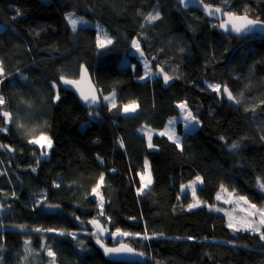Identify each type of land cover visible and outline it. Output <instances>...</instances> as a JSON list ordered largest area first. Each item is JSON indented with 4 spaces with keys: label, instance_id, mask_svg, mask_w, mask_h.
I'll return each instance as SVG.
<instances>
[{
    "label": "trees",
    "instance_id": "16d2710c",
    "mask_svg": "<svg viewBox=\"0 0 264 264\" xmlns=\"http://www.w3.org/2000/svg\"><path fill=\"white\" fill-rule=\"evenodd\" d=\"M208 4L264 21V0ZM69 13L93 27L73 30ZM156 13L159 19L148 22ZM134 39L159 76L141 80L145 69L133 53ZM81 66L100 94L96 108L82 106L61 84V76L78 80ZM0 67V113L11 117L0 114L7 129L0 131V145L7 146L0 147V237L6 240L0 264H51L48 248L55 264H131L103 257L92 220L109 233H130L118 244L140 252L138 264H264L258 234L233 232L224 215L206 207L189 210L190 196L181 195L199 176L197 197L208 204L223 185L264 206L257 185L258 178L264 182V37L224 34L175 0H0ZM164 75L171 77L167 84ZM210 84H219L221 94ZM225 86L240 103L223 99ZM111 93L114 106L101 100ZM133 102L137 112L124 116ZM180 103L199 127L181 147L155 135L150 149L140 129L163 130L180 115ZM16 124L51 139L47 159L16 135ZM177 133H184L181 124ZM145 161L152 184L138 194ZM98 183L102 209L92 192ZM145 233L150 238H141ZM104 245L114 246L110 238Z\"/></svg>",
    "mask_w": 264,
    "mask_h": 264
},
{
    "label": "snow or ice",
    "instance_id": "6c2138e0",
    "mask_svg": "<svg viewBox=\"0 0 264 264\" xmlns=\"http://www.w3.org/2000/svg\"><path fill=\"white\" fill-rule=\"evenodd\" d=\"M184 2H185V0H181V3H184ZM204 11H205V13L207 15H215V14L221 13L222 10L219 7L215 8V9H212L210 7V5L205 0V2H204ZM245 11L247 13V9ZM223 15L225 17H227V20L222 22L219 25V27H221L225 31H229V29L226 27L227 24H231V29L230 30L232 32L237 33V34H242V33L246 32V31H251V30H253L254 28H256L258 26L259 27H264V21H260L258 19H256V20L249 19L247 14H245L244 16H238L235 13H232L230 10H225V11H223ZM66 19L69 20V23L72 24L73 30H75L77 21L71 17V14L69 15V17H66ZM146 19L148 20V22H152V21H154L156 19H159V13H156V15L149 14V16L146 17ZM142 27H143V25H142ZM97 39H98V47H103L104 43L102 41H100L99 37ZM105 39H106L108 44L112 43L110 38L105 37ZM131 44H132V47L135 48V50L138 53H140L141 56L144 55V53L141 51L140 43L137 40H135V39L132 40ZM85 73H86V70L84 69L83 66H81V77L82 78L84 77ZM2 75H3V69H2V67H0V76H2ZM141 79H144V77H141ZM169 79H171V77H169L168 75H164L165 84L168 83ZM61 80L63 81V83L65 85H78L79 84V81L68 80V79H65L63 76H61ZM209 87H211L212 90L217 92L218 94H221V92H220L221 86L219 84H210ZM77 91H80L81 99L84 100L85 103H88L91 94H86L85 92H83L79 88H77ZM223 94L227 95L228 100L233 101L234 103H240V100H238L233 95V93L229 90V88L227 86H225L223 88ZM58 98L59 97H57V99ZM106 99H110V98L106 97ZM91 101L93 103H95V101H96L95 95H91ZM4 102H5L4 98L0 97V105H2ZM136 107L137 106H136V104L134 102L131 103V104L125 105L124 106V112L125 113H130V112L134 113L136 111ZM177 107L180 108L182 111H185L186 108H187V105L186 104H178ZM245 110L247 111L248 109H245ZM0 114H2L5 117V121L11 119L10 114L7 111H3ZM184 119L187 120L189 123H193V122H195L197 124L199 123V121L195 119V117L192 115L191 112H188L187 115H185ZM170 123H171V121H170ZM0 124H3V121H0ZM18 126H20V125H18ZM0 131H7V129H5L3 127H0ZM160 135H164V133H160ZM149 141L150 142H149L148 146H149V148H151V147H153V145L151 143V137H149ZM28 142L30 144H38V145H40V147L42 149H46V148H51L52 147L51 139L45 134H40L38 138L29 139ZM175 142H176L177 147H180V141L177 139ZM121 146H123V145H121ZM0 147H7V146L6 145H0ZM231 147H232V149H237L239 147V144H232ZM7 150L8 151H13V149H11V148H8ZM40 155L41 156L47 155L46 150L42 151L40 153ZM37 163H39V161H37ZM147 167H148L147 161H145V169H147ZM32 171L35 172L36 169L33 168ZM103 180H104V176L101 175L100 176V181L103 182ZM200 180H201V178L199 176H197L196 177V181H194V183L195 182H199ZM144 181H145V175H141L142 186H141V188L138 189V194H140L143 191V189L147 188L148 185L151 183L150 174L148 175L147 182L145 183ZM257 185H258V187L260 188L261 191H264V182H262L260 180V178L257 179ZM56 186L59 187V184H57ZM99 188H100V184L98 183L96 185V187H94L92 189L93 194H96L98 197H99V192H98ZM221 190L222 191H226V189H224L223 185H221ZM193 192L195 194V189L193 190ZM217 199L218 200L220 199L219 195L217 196ZM238 199L243 201L245 204H247L249 209H252V211L248 212V215L249 216H258V220L243 219L240 222L241 226L237 227L236 224L232 223V218L230 217L228 227L230 229H232L233 232L244 230V231H250L252 233H256V234L259 235L260 240L264 241V231L261 230L262 228H264V206H261V207L258 208L256 204L250 203L248 201V199L246 197H244V196H240ZM225 202H228V201H225ZM196 206H197L196 204H192V205H189V208H193V207H196ZM100 207H101V209L103 208L102 200H101ZM216 210L219 211V209H216ZM242 210L247 211L246 209H242ZM101 214H103V212H101ZM90 223H92L93 225H96L97 221L96 220H92V221H90ZM0 227H2V225H0ZM20 227L23 230L24 226H20ZM34 231H38L39 232V231H41V229L37 228V229H34ZM46 231H53V229H47ZM59 234L60 235H64V233H59ZM100 234L103 235V229H101ZM117 234L118 235H122V236L131 235L130 233L122 232L119 229H117L116 233H113V235H117ZM137 235H139V234H137ZM141 238H150V237H148L147 233H145L144 236L141 237ZM97 243H100V241L98 240ZM28 244H29V241L26 240L25 241V245H26L25 252L26 253L29 252V249L27 247ZM101 247H104V245L101 244ZM122 250L131 251V249H126L125 246H122L119 249L104 248V252H105L106 255L111 253V252H118V251H122ZM47 255L49 257L53 258L52 261H51V264H55V253L50 248H48V250H47ZM26 258L27 257H25V259Z\"/></svg>",
    "mask_w": 264,
    "mask_h": 264
},
{
    "label": "rangeland",
    "instance_id": "374dc122",
    "mask_svg": "<svg viewBox=\"0 0 264 264\" xmlns=\"http://www.w3.org/2000/svg\"><path fill=\"white\" fill-rule=\"evenodd\" d=\"M70 14H71V17L77 21L76 29L85 28V27H93V25L89 21H87L85 18H83L81 16H78L75 13H69L66 15V17H69ZM66 20H67L68 24L72 27V24L69 23V20L68 19H66ZM133 53H135L136 56L140 59V62L143 64L144 69H145L144 70V76H143L144 79H141L142 81L146 80V79H152V78L159 76V73H154L152 71V69H150L149 65L147 64L146 60L144 59V56H141L140 53L135 52V51ZM106 97L110 98V99H106ZM101 100L104 104H106L108 106H114L115 100H116V94L111 93L108 95H103V96H101ZM180 104H184V103H180ZM177 105H176V108L180 111V115L178 117H173V118L168 119L166 126L163 130L154 131V130L149 129L146 126H143L140 129L141 134L144 136V138L147 142V145H149V142H150L149 137L152 138L153 136L157 135V136L166 137L167 139H169L171 142H173L175 144H176L175 141L178 139L180 141V147H181L185 134H189L199 127V125L197 123H195V122L189 123L187 120H185L184 117H185V115H187L189 110L186 108L185 111H182L180 108L177 107ZM122 112H123L124 116H132L137 112V107H136V111L134 113H131V112L125 113L124 107H123ZM170 121H171V123H170ZM178 124H181L182 130L184 132L183 134L177 133ZM21 126L22 125L18 126L16 124L17 131L15 132L16 135H18L20 139H25V140L27 139L29 141V139L38 138L40 134H44V133L38 132L39 129L37 130L34 127L31 129H30V127L29 128L26 127V129H25L24 126H22V127ZM160 133H164V135H160ZM35 145H37L42 151L46 150L47 155H44L42 157L44 159H47L48 155H49L50 148L42 149L40 147V145H38V144H35ZM147 165H148V162H147ZM149 174H150L149 165H148L147 169H145V163H144V170L140 174V181H141V175H145V181L144 182L146 183ZM194 181H196V178L194 180H192L191 182H189L188 184L182 186V189H181V195L187 194L190 196L191 201H190L189 205H192V204L197 205L196 207H193V208H189V205H188L187 208L189 210L201 208V207H206L207 209H209L212 212L218 213L220 215H224L227 218L228 224H229V220L231 217L232 223L236 224L237 227L241 226L240 222L243 219L258 220V216H249L248 215V212L252 211V209H249L247 204H245L243 201L239 200L238 199L239 197L235 196L233 193H231L227 190L226 191H222V190L220 191V193L218 194L220 196L219 200L217 199L218 195H216L214 204H208V203L202 201L201 199H199L197 197V189L201 188L202 181L200 180L199 182H195V183H194ZM151 184H152V179H151V183L148 185L147 188H149L151 186ZM141 186H142V182H141ZM147 188H144L141 193L145 192L147 190ZM194 189H195V194L193 192ZM93 196L98 201L99 206H100L101 200H102L101 194L99 193V197L96 194H93ZM225 201H228V202H225ZM216 209H219V211H217ZM242 209H246L247 211H244ZM90 229L92 231V234L97 236V238H99L100 242L103 244L109 238L111 239V244H113V245L118 244V243H123V239H124L123 237L124 236L118 235V234L113 235L112 233H109L108 229L103 228L98 222L96 225H93L91 223ZM101 229H103V235L100 234ZM263 229L264 228H262L261 230H263ZM1 241L2 242L6 241L3 236L0 237V242Z\"/></svg>",
    "mask_w": 264,
    "mask_h": 264
},
{
    "label": "water",
    "instance_id": "95a60500",
    "mask_svg": "<svg viewBox=\"0 0 264 264\" xmlns=\"http://www.w3.org/2000/svg\"><path fill=\"white\" fill-rule=\"evenodd\" d=\"M211 1H213V0H206L207 3L211 2ZM175 2L182 9V11H187L190 9L197 10L200 13H202L206 18H208L209 20L216 22L220 32H222L224 34H229V35L237 37V38H247V37L254 36V35L264 37V27H259V26L254 28L251 31H246L242 34H237V33L232 32L230 30L231 24H227L226 27L229 29V31H225L224 29L219 27V25L222 22L227 20V17H225L223 15V10L221 9L222 11L219 14L207 15L204 11L205 0H185L184 3H181V0H175ZM210 7L212 9L217 8V7L212 6V5H210ZM242 16H244V15H242ZM249 19H251V18H249ZM84 69L86 70L84 77L83 78L81 77V70H80L79 79L74 80V81H79L78 85H65L63 83V81H61V84L63 87H65L68 90H71L75 94L77 100L80 102V104L82 106H84V107L92 106V107L96 108L100 105V94L98 92L96 85L94 84L92 76L90 75V73L88 72V70L85 67H84ZM77 88L81 89L86 94L95 95V97H96L95 103H93L91 101V95L89 98V102L85 103V101L81 99L80 91H77ZM223 99L229 104L236 105V103H234L233 101L228 100L226 94H223ZM12 154H13V152H12ZM101 244H103V243H99L101 253H102L103 257L107 260H110L113 262H124V263H131V264H138V263H142L144 261L143 255L140 252L135 251L133 248H131L128 245L117 244L114 246H108L107 247L103 244L104 247H101ZM122 246H125L126 249H131V251L122 250V251H118V252H111L107 255L104 252V248L119 249Z\"/></svg>",
    "mask_w": 264,
    "mask_h": 264
}]
</instances>
